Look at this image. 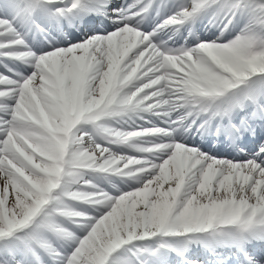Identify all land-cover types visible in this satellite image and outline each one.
<instances>
[{"label": "snow or ice", "instance_id": "snow-or-ice-1", "mask_svg": "<svg viewBox=\"0 0 264 264\" xmlns=\"http://www.w3.org/2000/svg\"><path fill=\"white\" fill-rule=\"evenodd\" d=\"M0 264H264V0H0Z\"/></svg>", "mask_w": 264, "mask_h": 264}, {"label": "bare ground", "instance_id": "bare-ground-1", "mask_svg": "<svg viewBox=\"0 0 264 264\" xmlns=\"http://www.w3.org/2000/svg\"><path fill=\"white\" fill-rule=\"evenodd\" d=\"M220 154H221V155H229V153H228L227 151H225V150L221 151Z\"/></svg>", "mask_w": 264, "mask_h": 264}]
</instances>
